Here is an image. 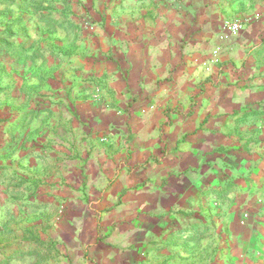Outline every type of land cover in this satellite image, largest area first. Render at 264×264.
<instances>
[{
	"label": "rangeland",
	"instance_id": "rangeland-1",
	"mask_svg": "<svg viewBox=\"0 0 264 264\" xmlns=\"http://www.w3.org/2000/svg\"><path fill=\"white\" fill-rule=\"evenodd\" d=\"M167 3L0 0V264L68 263L61 232L93 156V40L111 18L121 36L128 16L144 19L154 11L146 4ZM257 17L227 16L221 29ZM114 55L110 48L99 62ZM237 124L226 137L239 148L211 154L203 181L194 171L190 207L163 213L138 264H264V117Z\"/></svg>",
	"mask_w": 264,
	"mask_h": 264
},
{
	"label": "crops",
	"instance_id": "crops-1",
	"mask_svg": "<svg viewBox=\"0 0 264 264\" xmlns=\"http://www.w3.org/2000/svg\"><path fill=\"white\" fill-rule=\"evenodd\" d=\"M244 3L146 4L154 11L128 16L121 36L111 18L93 40V156L61 232L66 264L140 263L163 213L193 202L194 171L203 181L211 154L236 152L226 134L240 117H264V2ZM249 13L258 17L239 33L222 31Z\"/></svg>",
	"mask_w": 264,
	"mask_h": 264
},
{
	"label": "built area",
	"instance_id": "built-area-1",
	"mask_svg": "<svg viewBox=\"0 0 264 264\" xmlns=\"http://www.w3.org/2000/svg\"><path fill=\"white\" fill-rule=\"evenodd\" d=\"M242 23L240 21H236L234 23H224L223 30L226 33L235 35L241 31ZM213 55H216V51L213 52Z\"/></svg>",
	"mask_w": 264,
	"mask_h": 264
}]
</instances>
